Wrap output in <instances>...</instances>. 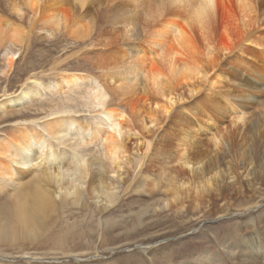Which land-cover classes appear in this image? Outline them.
Wrapping results in <instances>:
<instances>
[{"label": "bare ground", "instance_id": "1", "mask_svg": "<svg viewBox=\"0 0 264 264\" xmlns=\"http://www.w3.org/2000/svg\"><path fill=\"white\" fill-rule=\"evenodd\" d=\"M94 2L102 5L101 0H17L7 6L9 14H0L4 75L37 24L47 37L63 33L73 42L98 31L92 57L101 72L98 80L88 73L60 72L57 83L46 89L32 75L14 95L2 90L0 116L53 88L62 98L80 90L82 98L75 103L85 104L93 115L81 119L73 106L55 103L41 119L19 120L0 137V250L21 249L37 239L55 209L79 205L84 189L95 206H111L117 196L115 177L128 164L142 165L139 156L127 158L126 142L134 136L140 141L136 152L146 155L152 144L146 134L170 120L179 123L169 130L170 142L159 146L162 159L177 161L186 172L173 185L174 202L191 193L216 214L219 209L213 207L220 203L264 198V163L255 162L264 142L230 143L219 129L224 119L230 126L235 117L242 121L233 99L258 107L264 120V0H109L111 14L102 24L88 8ZM10 14L28 16L27 26ZM229 83L236 89L230 90ZM112 93L116 103L109 101ZM203 102L206 107L200 109ZM186 105L200 112L202 121L191 113L186 119L192 117V124L182 122ZM206 132L213 151L204 165L189 152L194 138ZM260 202H249L247 211ZM249 217L244 225L262 253L247 260L264 263V215ZM247 239L242 235L241 243Z\"/></svg>", "mask_w": 264, "mask_h": 264}, {"label": "rangeland", "instance_id": "2", "mask_svg": "<svg viewBox=\"0 0 264 264\" xmlns=\"http://www.w3.org/2000/svg\"><path fill=\"white\" fill-rule=\"evenodd\" d=\"M14 1L17 0H0V14H9L7 6ZM108 2L109 0H101L102 5L94 2L88 7L95 10L101 24L105 16L111 14L106 9ZM10 16L27 26L28 16ZM139 17L141 16H136L137 19ZM140 21L143 23V20ZM36 26L35 29L38 30L30 33L29 42H26L28 44H24L21 53L14 59L8 75L3 74L6 64L4 54L0 51V96L2 90L14 95L24 80L32 75L45 89L53 82L57 83L60 72L88 73L94 80L100 79L101 72L96 69L98 61L94 58L98 31L88 40L73 42L63 33L47 37L48 32L42 31L39 24ZM79 51V55H74ZM58 62L62 63L57 65ZM227 87L230 90L236 89L232 83ZM56 91V88L52 92L45 90L30 102L6 110L0 116V137L19 120L41 119L55 103L73 106L74 112L81 119L93 115V110L85 104L75 103L74 99L82 98L80 90L68 93L64 98ZM69 97L73 98L70 104ZM243 100L233 99V106L238 113L241 111L239 107H242L241 115L235 114L242 117V121L235 117L232 121L234 125L230 126L228 119L219 123L218 128L223 131L222 138L230 143L242 139L264 142L261 111L258 107L248 106V102ZM109 101L117 102L113 93ZM201 104L203 105L200 109L206 107L205 102ZM186 109L189 111L182 114V122L192 124V117L202 121L200 112H192V105H186ZM191 113L192 117L186 119ZM178 123L170 120L160 128L151 129L146 134L152 140L146 155L136 152L140 141L134 136L126 142L127 158L136 159L139 156L142 165L136 168L134 163L128 164L125 170L120 171L121 176L119 174V177H115L118 184L117 196L111 206L104 209L99 207L101 204L95 206V201L88 198L84 189L79 205L68 204L62 209L57 207L53 210L52 222L46 225V229L37 239L21 249H1L0 264H264L247 260V257H256L262 252L257 251L250 240L251 231L244 225L245 222H251L250 214L259 217L264 215V198L254 196L251 200L233 199L225 206L220 203L213 207L219 209L216 214H212V209L204 204L205 201L196 200L191 193L178 197L174 202L173 185L186 172L177 161L163 160L164 154L159 146L169 141V130ZM210 137L211 134L206 132L194 138L196 146L189 152L194 162L202 161L213 151ZM156 144L158 148L155 147ZM256 152L259 158L255 162L264 163V149L258 148ZM202 163L208 164V160H203ZM28 177L23 178V181H27ZM247 200V204H241ZM252 200L263 202L255 209L247 211ZM242 235L248 236L244 244L241 243Z\"/></svg>", "mask_w": 264, "mask_h": 264}]
</instances>
